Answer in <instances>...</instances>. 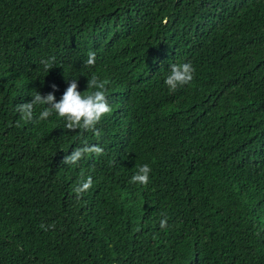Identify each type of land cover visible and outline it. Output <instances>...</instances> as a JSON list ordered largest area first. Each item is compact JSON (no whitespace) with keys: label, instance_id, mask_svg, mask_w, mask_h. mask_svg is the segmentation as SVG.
I'll return each mask as SVG.
<instances>
[{"label":"trees","instance_id":"obj_1","mask_svg":"<svg viewBox=\"0 0 264 264\" xmlns=\"http://www.w3.org/2000/svg\"><path fill=\"white\" fill-rule=\"evenodd\" d=\"M93 75L99 137L15 110ZM0 264H264V0H0Z\"/></svg>","mask_w":264,"mask_h":264},{"label":"clouds","instance_id":"obj_2","mask_svg":"<svg viewBox=\"0 0 264 264\" xmlns=\"http://www.w3.org/2000/svg\"><path fill=\"white\" fill-rule=\"evenodd\" d=\"M95 55V52L88 54V59L85 61L86 67L95 65ZM54 62L55 57L40 61L45 71H49L54 66ZM194 72L195 69L190 62L172 63L169 65V72L164 83L174 92L178 87L189 84L193 80ZM107 83V81L100 80L96 75H93L87 80L86 84V89L91 91L80 92L77 88V80H70L69 86L58 102L52 93L42 96L38 91H35L31 96V102L19 104L15 110L20 114L22 120L31 121L34 108L37 105L43 106V110L38 117L39 120H47L55 114L65 122L64 127L67 130L92 131L94 135L99 137L101 133L96 125L112 111L106 96ZM51 88L53 92L57 90L55 84H52ZM85 154L102 155L103 149L98 145L85 144L83 147L73 149L71 154L66 155L62 162L76 164ZM150 172L151 168L147 164L138 167L136 174L131 178V182L147 185ZM92 184L91 176L82 179L80 185L75 189L77 195L79 196L89 190ZM166 226L167 219L165 218L160 221V227L164 228ZM40 227L47 231L54 228L55 225L45 226L41 224Z\"/></svg>","mask_w":264,"mask_h":264}]
</instances>
